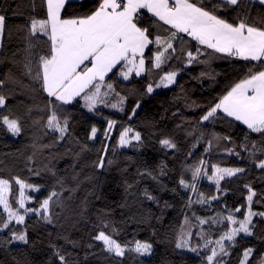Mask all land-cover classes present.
<instances>
[{
	"label": "trees",
	"instance_id": "1",
	"mask_svg": "<svg viewBox=\"0 0 264 264\" xmlns=\"http://www.w3.org/2000/svg\"><path fill=\"white\" fill-rule=\"evenodd\" d=\"M98 2L71 1L62 16L86 15ZM217 14L234 24L245 19L264 27V6L250 0H241ZM0 15L6 17L0 37V95L6 98V104L0 108V115L17 119L21 126L19 136L0 126V178L11 181L12 194L18 192L13 177L39 187L33 208H39L53 191L57 193L50 202L52 223L33 214L26 217L24 225L10 226L14 231H26L27 244H13L11 231L0 232V264H60L57 252L65 256L67 264H208V254L176 248L190 213L201 218L231 214L242 219L248 208L246 186L256 192L252 210L264 212V169L256 166L264 159L260 151L264 139L236 121L222 118V114H218L219 119L201 123L206 111L248 74L249 62L213 53L199 57L206 63L185 67L186 57L179 49L194 52L197 47L195 41L185 37L184 43L176 44L178 58L164 66V71H178L176 83L155 88L163 75L156 69L127 81L116 75L111 82L119 96L110 93L108 106L99 104L97 110L89 112L79 99L71 105H60L64 109L58 110L61 121L67 118L69 122L61 140L46 127L53 111L51 98L33 78L39 55L47 53L48 45L45 37L32 36L29 28L32 19H46L45 0H0ZM154 20L145 13L141 23L153 35H167L166 26H154ZM155 50L150 45L145 56L150 57ZM146 63L150 68L151 60ZM26 65L32 68L31 75ZM150 83L154 86L151 94L146 91ZM120 96L124 97L123 104L119 103ZM112 103L118 108H112ZM121 107L123 111L118 110ZM109 120L116 124L106 138ZM92 127L97 128L94 140L90 139ZM125 127L138 132L141 139L122 149L118 140ZM224 136L231 140H224ZM163 139L176 147L162 146ZM229 149L236 154H229ZM101 157L105 166L98 168ZM213 165L245 171L225 177L219 190L206 176L198 187L206 205L192 206L179 181H187L186 171L198 166L210 175ZM145 192L154 199H147ZM237 207L241 212L234 211ZM5 217L0 209V219ZM253 224L252 236L239 235L235 246L228 248L230 255L222 257L226 264H240L247 248L253 250L248 264H259L264 257V217H253ZM100 231L122 246H133L137 241L150 243V257L132 252L117 257L107 252L94 239Z\"/></svg>",
	"mask_w": 264,
	"mask_h": 264
},
{
	"label": "snow or ice",
	"instance_id": "2",
	"mask_svg": "<svg viewBox=\"0 0 264 264\" xmlns=\"http://www.w3.org/2000/svg\"><path fill=\"white\" fill-rule=\"evenodd\" d=\"M70 2L71 0H45L46 19H32L29 28L32 36L45 37V43L48 45L47 53L39 55L33 78L41 84L43 92L51 98L49 103L53 111L47 118L46 127L49 131L58 133V139L62 140L65 137L69 123L67 118L61 121L58 115V110L64 111L60 105H71L79 98L83 100L89 112H92L99 104L108 106L106 98L110 93L119 96L111 82V78L116 75L127 81L133 74L140 76L151 69H156L162 70L163 75L159 77L155 88H168L176 83L178 71H164V66L174 58H178L176 44L178 41L184 43L185 37L195 41L197 45L194 52L179 49L186 57L185 67H190L194 63H206L199 57L211 56L213 53L249 62L248 74L231 86L218 99V102L206 111L201 117V123L210 119H219L221 117L218 114H222V118L239 122L249 133L260 134L264 139V27L248 23L245 19H239L234 24L217 14L230 6L238 5L241 0H99L95 9L88 14L65 18L62 16V11ZM250 2L264 6V0H250ZM145 13L155 18L154 26L159 24L167 26L164 28L167 35H153L149 28L144 27L141 21ZM5 19L4 15H0V35L5 30ZM150 45H153L156 50L150 57H146L145 52L149 50ZM148 60H151L150 68L146 63ZM26 67L31 75L32 68L28 65ZM201 75L205 73L202 72ZM2 83L0 81V85ZM146 91L151 94L154 91L153 84H148ZM123 101L124 97L120 96L119 103L123 104ZM5 104L6 98L0 95V108H4ZM139 106L137 103L136 108ZM111 107L118 108V104L112 103ZM118 110L123 111V108ZM115 124L114 120L108 121L106 138ZM0 126L6 127L13 136H19L21 133L19 121L7 115H0ZM96 134L97 128L92 127L90 139H94ZM140 139L138 132H133L131 127H125L119 134L118 143L121 147H126L133 140L139 142ZM223 139L230 141L231 137L224 136ZM160 143L169 149L176 147L169 139H163ZM253 148H256L255 144ZM260 151L264 152V145L261 146ZM228 152L236 154L232 149ZM200 163L204 164V161ZM104 166L105 160L101 157L97 167ZM256 166L264 169V159L256 162ZM212 168L210 175L199 166L193 168L192 180H198L203 172L219 190L220 182L225 177H232L245 171L243 168H221L216 165ZM13 180L18 185V198L15 200L18 207H14L9 199L12 191L11 181L0 178V208L3 214H6L5 218L0 219V232L9 230L12 241L27 244L26 231H14L10 226L13 222L24 225L29 213L42 217L47 223H52L50 202L57 193L53 191L43 199L39 208H29L26 207V201L31 202L32 198L26 195V190L38 192L39 187L26 183L19 177H13ZM179 183L185 189L196 190L194 183L189 184L184 179H181ZM246 187L249 192L246 198L248 202L246 214L242 219L234 218L231 214L226 217L228 223L237 227L224 232L215 241L205 239V248L215 244V247L209 249L210 254L206 256L208 264H226L222 257L230 255L228 248L235 246L238 235L243 233L245 236H252V228L255 227L253 217H264V212L257 213L252 210L251 205L256 192L250 186ZM145 195L149 200L154 199L147 192ZM198 202L202 203L203 200ZM21 209L23 212L20 211ZM234 211L241 212V208L237 207ZM197 219L200 225L208 223L204 219ZM190 234L182 232L176 248L188 247L189 242L184 237ZM94 239L102 242L107 252L114 253L117 257L124 255L125 248L104 231H100ZM224 241L230 243L226 246ZM151 248L150 243L137 241L134 250L145 255L150 253ZM189 250L197 251L196 248H189ZM252 252L251 248L245 249L240 264H248ZM56 255L60 264H67L65 256L59 252ZM218 257L220 259H217ZM259 264H264V257L260 259Z\"/></svg>",
	"mask_w": 264,
	"mask_h": 264
},
{
	"label": "rangeland",
	"instance_id": "3",
	"mask_svg": "<svg viewBox=\"0 0 264 264\" xmlns=\"http://www.w3.org/2000/svg\"><path fill=\"white\" fill-rule=\"evenodd\" d=\"M0 37H1V35H0ZM172 85H170V86H172ZM77 99H79V98H77ZM98 106H100V105H98ZM98 106L92 112L97 110ZM86 110L88 111L87 107H86ZM112 130L109 132V135L111 134ZM130 136H131V134H130ZM94 139H92V140H94ZM136 142L137 141L133 140L132 143L130 145L126 146V147H121L119 145V143H118V147L122 148V149H127L130 146L134 145ZM199 167H201L202 170L206 172L205 168H203L202 166H199ZM192 169L193 168L188 169V171H186V173H185V175L187 177V181L186 182L189 183V184H193L194 183L195 186H196V190L192 191L191 189H185L183 186L182 187L189 194L190 204L192 206L201 208V207H204L206 205V201H205L204 197L200 194V192L198 190V187L202 183H204V181H205L204 179L206 178V175H204L203 172H202L201 177L198 180L193 181L192 180ZM17 187H18V185H17ZM39 191L37 192V191H32V190H26V195L30 196L32 198L31 202L26 201V207L33 208L32 204L34 203V197H35V195H37L39 193ZM17 198H18V192L16 194H12L11 193V195L9 197L10 202L13 203L14 207H18V204L15 203V200ZM201 199L203 200V202L202 203L198 202ZM0 209L2 210V208H0ZM20 211L23 212L22 209ZM29 215H33V213H29L27 216H29ZM5 216H6V214H5ZM226 217H221V218L220 217L201 218V217L195 216L193 213H190L188 215V217H186L187 218V223H185V221H184V224H183V226H182V228L180 230V234H179V239H180L182 232L191 233L190 235L184 237L185 239L188 240L189 243H188V247L181 248V250L186 251V252L195 253L196 251L195 252L190 251L189 248H196L197 249V254L200 253V254H208L209 255L210 254L209 249L212 248V247H215V244H210L208 246V248H205L204 247L205 239L215 241V240L219 239L220 236L224 234V232L230 230L233 227H237V225H231L230 223H228L227 220H226ZM197 218L204 219V220L208 221V223H206L204 225H200L199 224V220ZM13 224L18 226V224H15L14 222H13ZM239 235H244V234L241 233ZM179 239H178V241H179ZM95 241H97V240H95ZM97 242H99V243H101L103 245L102 242H100V241H97ZM224 243L227 246L230 242L224 241ZM13 244H23V243L22 242L13 241ZM135 246H136V244L133 245V246H123L125 248L124 254L127 253V252H132V253H134L136 255H139L141 257H144V258L150 257L152 248H151L150 253L142 255L140 253H137L134 250ZM111 254L114 255V253H111ZM217 259H220V257H218Z\"/></svg>",
	"mask_w": 264,
	"mask_h": 264
},
{
	"label": "crops",
	"instance_id": "4",
	"mask_svg": "<svg viewBox=\"0 0 264 264\" xmlns=\"http://www.w3.org/2000/svg\"><path fill=\"white\" fill-rule=\"evenodd\" d=\"M71 1H78V0H71ZM258 4H259V3H258ZM142 11H144V10H142ZM148 14H149V13H148ZM149 15L151 16V14H149ZM153 18H154V17H153ZM154 19H155V18H154ZM166 27H167V26H166ZM144 74H145V73H142L140 76H137V77H142V76H144ZM133 75L135 76V74H133ZM133 75H132V76H133ZM237 123H239V122H237ZM244 127H245V126H244Z\"/></svg>",
	"mask_w": 264,
	"mask_h": 264
}]
</instances>
